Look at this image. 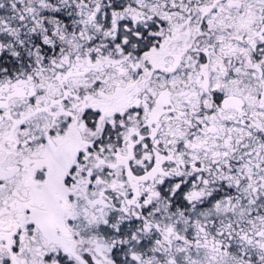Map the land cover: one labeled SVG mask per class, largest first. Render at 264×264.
I'll return each mask as SVG.
<instances>
[{
	"label": "snow or ice",
	"instance_id": "obj_1",
	"mask_svg": "<svg viewBox=\"0 0 264 264\" xmlns=\"http://www.w3.org/2000/svg\"><path fill=\"white\" fill-rule=\"evenodd\" d=\"M0 264H264V0H0Z\"/></svg>",
	"mask_w": 264,
	"mask_h": 264
}]
</instances>
